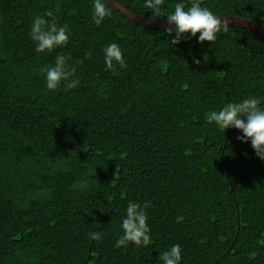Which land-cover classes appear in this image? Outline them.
<instances>
[{
    "label": "trees",
    "instance_id": "trees-1",
    "mask_svg": "<svg viewBox=\"0 0 264 264\" xmlns=\"http://www.w3.org/2000/svg\"><path fill=\"white\" fill-rule=\"evenodd\" d=\"M117 1L167 19L145 0ZM176 3L191 6L164 0L162 13ZM92 4L0 0V264H157L174 244L180 264H264V160L239 130L206 118L248 97L264 105L262 38L229 25L214 43L197 33L173 45L175 33L112 7L96 26ZM201 6L264 28V0ZM48 10L71 34L38 53L30 27ZM111 43L127 64L119 74L105 65ZM58 54L76 68L74 89L48 90L39 72ZM146 201L152 243L115 247L128 203ZM92 232L102 239L90 240Z\"/></svg>",
    "mask_w": 264,
    "mask_h": 264
},
{
    "label": "clouds",
    "instance_id": "clouds-1",
    "mask_svg": "<svg viewBox=\"0 0 264 264\" xmlns=\"http://www.w3.org/2000/svg\"><path fill=\"white\" fill-rule=\"evenodd\" d=\"M163 4L164 0H145L144 7L152 10L153 17H167L168 26L163 31L169 37L175 33V37L170 39L173 45L196 37L197 33H199V43L203 44L205 41L214 43L218 33L228 31L229 20L216 16L207 7H202L201 0H191V6L187 8L184 3H176L174 11L166 15L161 11ZM111 16L109 0H93L92 17L96 26ZM58 21L59 16L52 10H48L42 16L33 17L29 36L35 42L38 53L52 52L68 44L71 29L67 23L61 26ZM103 52L105 65L114 74H119V69L127 67L123 50L118 44L107 45ZM91 55V51L85 53V59H90ZM69 59V56L58 54L54 65H45L39 69V72L45 76L48 90L55 92L63 85L64 90L67 91L80 84L78 78H73L76 68L69 67L67 63ZM204 59L206 60V57ZM193 62L197 65L201 63L195 57ZM82 63L83 60L76 61L77 65ZM206 118L208 123H214L223 132L229 128L239 130L242 135H238L237 139L245 143L250 141L255 155L264 160V105L261 99L248 97L239 102H229L222 109L211 111ZM149 206L147 201L143 206L135 202L128 203L121 223L123 234L117 239L115 247L126 249L129 244H132L139 248L147 247L152 243L151 229L145 211ZM89 239L100 241L101 233L92 232L89 234ZM181 259L182 248L179 244H174L169 249L160 252L157 264H180Z\"/></svg>",
    "mask_w": 264,
    "mask_h": 264
},
{
    "label": "water",
    "instance_id": "water-1",
    "mask_svg": "<svg viewBox=\"0 0 264 264\" xmlns=\"http://www.w3.org/2000/svg\"><path fill=\"white\" fill-rule=\"evenodd\" d=\"M109 6L117 11H120L122 14H124L130 20L136 23H139V24H142L148 27H152L155 29H163V30L168 26L167 19L152 18V17L138 15L136 13H133L129 9H127L124 5L119 3L117 0H109ZM218 17L229 20V23H230L229 25L248 28V29L255 31L262 38L264 42V28H262L257 23L251 20L242 18V17H238V16H218ZM172 27H175V25H172Z\"/></svg>",
    "mask_w": 264,
    "mask_h": 264
}]
</instances>
